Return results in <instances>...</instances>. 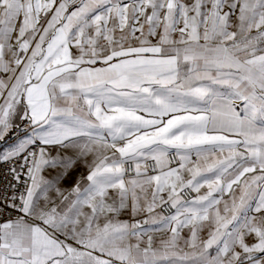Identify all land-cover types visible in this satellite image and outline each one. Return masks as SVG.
Wrapping results in <instances>:
<instances>
[{
	"label": "snow or ice",
	"instance_id": "1",
	"mask_svg": "<svg viewBox=\"0 0 264 264\" xmlns=\"http://www.w3.org/2000/svg\"><path fill=\"white\" fill-rule=\"evenodd\" d=\"M21 128L0 264H264V0H0Z\"/></svg>",
	"mask_w": 264,
	"mask_h": 264
},
{
	"label": "crops",
	"instance_id": "2",
	"mask_svg": "<svg viewBox=\"0 0 264 264\" xmlns=\"http://www.w3.org/2000/svg\"><path fill=\"white\" fill-rule=\"evenodd\" d=\"M16 130H14L12 133L9 134L8 137L5 138L4 141H0V153L7 151V149L9 147H11L12 145H14L18 139L22 138L24 136V133L19 134V135H14ZM78 171L80 172H84V174L86 175V171L83 168H79ZM49 173L54 174L53 170H49L48 172L45 173V175H49ZM87 181H83L82 183H86ZM70 182H65L63 186L67 187L69 185ZM203 191V190H202ZM122 218H127V217H122Z\"/></svg>",
	"mask_w": 264,
	"mask_h": 264
},
{
	"label": "built area",
	"instance_id": "3",
	"mask_svg": "<svg viewBox=\"0 0 264 264\" xmlns=\"http://www.w3.org/2000/svg\"><path fill=\"white\" fill-rule=\"evenodd\" d=\"M22 133H24L23 128H21L20 130H16L15 133H14V135H19V134H22ZM2 167L3 166H0V170H2ZM129 175H132L131 171L129 172ZM189 195H192V194L189 193ZM169 211H171V209H169Z\"/></svg>",
	"mask_w": 264,
	"mask_h": 264
}]
</instances>
